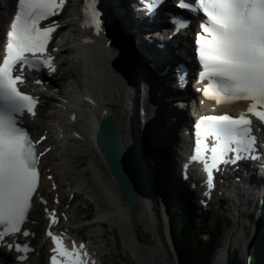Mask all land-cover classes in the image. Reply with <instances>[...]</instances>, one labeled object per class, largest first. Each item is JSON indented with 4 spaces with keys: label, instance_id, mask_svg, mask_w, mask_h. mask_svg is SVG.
<instances>
[{
    "label": "bare ground",
    "instance_id": "1",
    "mask_svg": "<svg viewBox=\"0 0 264 264\" xmlns=\"http://www.w3.org/2000/svg\"><path fill=\"white\" fill-rule=\"evenodd\" d=\"M80 1L66 0L64 10L59 16L60 22L63 21L64 25L55 33L50 46L58 56L60 67L58 71L60 75L52 79L49 85L50 89L56 92L51 96L38 90L36 92L41 95L43 104L40 106L39 119L34 123L31 122L45 131L49 138L41 144L42 150H48L41 157V167L44 169L45 177L33 199L27 221L32 234L26 238V242L36 246L37 255L33 262L44 264V255L48 245L43 238L42 227L47 224L45 215L58 209L57 204L52 203L57 190L64 194L65 202H67L70 196H81L79 191L83 189L88 197L84 195L81 199L94 198L103 205L104 212L98 210L95 216L99 218V221L107 219L110 222L115 239L122 241V247L135 261L139 264H174L175 258L170 251L169 239L164 228L166 220L163 215L161 216L163 212H159L162 211L161 203L158 205L161 207L158 211L152 205L153 201L156 204V199L150 190L153 184V179L150 177L151 169L149 172L151 167L142 155V150L138 148L139 128L135 123H141L143 118L151 121L152 161L157 170L162 167L169 169V174L165 178L163 173L161 176L168 182L166 187L170 191V197L178 198L184 204L186 197L192 196L194 200L195 195L198 201H203L204 198L198 196L197 188L189 186L178 178L177 155H181V150L178 149L174 139L178 140L180 136L177 133V123L182 118H184L183 121H188L190 117L193 118V115L213 112L211 103L207 102L203 105L198 102L194 108L190 107V114H184L173 122L171 113L174 112L172 107L174 101L170 99V96L176 97L177 91L173 85L172 71H169V75L168 73L163 75V72L170 63V59L175 58V51L172 49L175 41L170 40L169 49L161 52L155 46L160 36L148 30V24L143 22V14L135 8L136 0H111L113 7L121 8V15L131 29L129 34H132L133 38L142 45L141 51L133 55L132 73L130 74L126 69L120 71L114 65L118 59V43L112 42L107 47L109 39L105 37L97 39L92 45L82 43L76 20L82 4ZM15 2L16 0H0V37L5 23H8V14ZM111 12L113 17L117 14L114 8ZM84 34L88 36V30ZM186 35L193 37L194 33L189 31ZM117 38L118 36L115 39ZM47 80L50 79L47 78ZM133 86L131 93L130 88ZM190 86L188 91L194 95V86L192 84ZM145 87L146 90L149 89L150 98L153 99H151L152 103L148 100L146 104L138 105V110L131 109L130 103L136 107L139 103L137 95L143 94L142 89ZM151 91H153L152 95ZM137 100L138 103H136ZM182 104L176 105V110L184 109L185 105ZM242 106H245L243 102L238 105V107ZM244 109H247V104ZM225 110V108L219 109L217 112ZM68 112L73 115V123L67 116ZM235 113H238V110ZM106 115H112L121 129L123 146L127 154L126 162L132 183L139 194V209L133 218L129 216L130 208L117 189L109 167L96 145L95 134L99 129L100 119ZM136 116H139V121L135 122L134 117ZM84 154L91 156L87 166L82 165L81 160L72 161L73 156ZM142 156L144 159H141ZM236 176H220L223 181L220 186L225 187L230 193L229 197L239 219L237 222L235 219L236 225L231 229L228 240L224 239V245L216 251L214 264H227L229 248L231 249L232 244L241 242L240 236H243L246 227L245 221L242 220L244 216L249 219L248 223L250 220L257 219L254 226L256 228L260 225L261 218L264 217L263 175L248 171L241 175V180ZM234 182L237 183L236 185L241 182L245 189L235 186ZM226 199L228 197L223 196L219 200L224 203ZM251 210L256 213L255 218H251ZM76 213H66L64 216L70 228L81 221ZM87 220L89 219H82L84 222ZM137 225L146 226L152 232L154 235L152 245L140 243L136 235ZM87 226L91 227L90 232L92 233L90 241L87 242L88 248L94 255L96 264H106L108 253L103 254V250L98 251L95 245L103 242L104 233L99 231L98 227L104 226V223L95 221L87 223ZM93 237L98 241L92 242ZM239 245L244 244L241 242ZM0 255L10 260L11 264H15L9 249L2 250Z\"/></svg>",
    "mask_w": 264,
    "mask_h": 264
},
{
    "label": "snow or ice",
    "instance_id": "2",
    "mask_svg": "<svg viewBox=\"0 0 264 264\" xmlns=\"http://www.w3.org/2000/svg\"><path fill=\"white\" fill-rule=\"evenodd\" d=\"M84 2L88 21L99 31L102 21L98 0ZM160 2L142 0V10L151 15ZM65 3L66 0H17L3 43L0 57V242L8 235L23 232L27 237L30 234L22 226L37 193L40 157L48 150L37 154L36 145L45 137L34 141L18 123V118L25 113L35 116L38 103L37 98L22 91L19 85L24 83L25 67L56 71L53 57L46 53L58 25L55 21L43 25L42 22L59 15ZM175 6L203 15L194 43L203 69L200 77H207L209 81L202 89L204 95L218 104L248 101L246 112L238 116H202L197 121L192 159L202 161L211 189L213 170L220 164H236L252 158L256 138L252 135L249 114L264 125V0H178ZM173 21L177 30L187 24L181 17H173ZM35 82L41 83L40 80ZM49 221V226L56 223L54 210L49 213ZM47 235L55 245L51 264H88L87 251H81L83 244L77 249L73 242L69 250L59 236L51 231ZM6 247H14L17 252L30 250L27 244L15 242L7 243ZM17 258L25 259L23 255Z\"/></svg>",
    "mask_w": 264,
    "mask_h": 264
},
{
    "label": "rangeland",
    "instance_id": "3",
    "mask_svg": "<svg viewBox=\"0 0 264 264\" xmlns=\"http://www.w3.org/2000/svg\"><path fill=\"white\" fill-rule=\"evenodd\" d=\"M119 26H120V24H119ZM122 28L123 27H121V29H120L117 26L116 31H115V33L118 34V38L115 39V37H114L113 43L119 44L118 45V51H120V57L118 56V59L114 63V65H115V67L116 66L118 67V70L121 71V69H122V71H123L124 69H126L131 74L132 69H133L132 51H131L132 44L129 41H127V42L125 41V37L123 36ZM1 34L3 35V30L1 31ZM121 37H122V39H121ZM148 37L149 36H147V38ZM133 59H134V57H133ZM133 65H134V62H133ZM172 77H174V76L172 75ZM56 78H58V76ZM132 88H130L131 93H132ZM175 105H176V102L174 103V105L172 104V107L175 108L176 107ZM190 112H191V109L188 108L187 110H185L184 114L188 115V114H190ZM141 150L143 152L142 155L144 154V156H145L143 147L141 148ZM90 158H91V156L84 154V155H80L77 157L73 156L72 161H75V160L80 161L81 160V164L87 166ZM162 168H164L167 171V168H165V167H162ZM153 174H154V172H153V170H151L150 177L153 179V184H152V188L150 190L153 193V196L155 194V197H156V190H155L156 180H155ZM156 175L158 177L160 184H162V180L160 179L161 177H160L159 173H157ZM219 181L221 183H223L221 179H219ZM154 184H155V187H154ZM153 188H154V191H153ZM79 192L81 193V196H72V197L70 196V199H68V201L65 202V204H64L65 205L64 208L67 209V211L70 212V214H75L77 212L78 214L77 213L76 214L80 217L79 220H81V221L79 223H76V225L72 226L74 228V232H76L77 235L84 237L85 240L90 241V239L92 237V235H91L92 233L90 232L91 227L87 226V223L95 222V221L103 222L104 226L98 227V230L99 231L101 230L104 233V238L102 239L103 242L102 243L98 242L95 245H96V247H98V249H97L98 251L103 250V254L108 253V257H106V264H139L137 261H135L133 259L132 256H130L128 253H126V250L122 247V244H123L122 241L115 239V235L112 231V226L110 225V222L107 219H101L99 221V218H97V216H95V214L97 213L98 210L104 212L105 208L103 207V205H101L94 198H90V199L87 198L86 200H82L81 198H84L85 191L83 189H80ZM215 195H216L215 196V203L210 204L207 208L204 209L203 212H200V216H196V217L193 216L196 212L195 208H194V214L192 213V214L188 215V217L184 218V221L189 220V221L193 222V224L195 225V228L197 230V232H196L197 235L203 237L206 240H209L208 239V237H209L208 233L212 232V229H213V227H214V225L218 219L230 220L231 226L227 230V232L225 233L226 236L225 235H223L224 237L222 236L223 240L224 239L228 240V235L231 232V229L236 225V222L239 218L236 216L237 215L236 210H235V208H233V202H232L231 198L229 197L230 193L228 192V190L226 188L218 187V189L215 191ZM85 196L88 197L87 194ZM223 196H227L228 199H226V201L224 203H221V201L219 199ZM156 201H157V199H156ZM168 202H169V204L171 203L172 205H175V206L177 205L179 208H181L183 206L182 202L178 198H175L174 201L170 198V200ZM156 204H157V202H156ZM157 205H159V203ZM77 207H78V209L76 210ZM178 207L175 209V212H177V214L180 215V213H178ZM208 210H210V211H208ZM159 212H162V211H159ZM244 212H248V211L244 210ZM162 215H163V213L161 214V216ZM171 215H172V213H171ZM171 215L168 212H166V216L164 217L166 220V223L164 225L165 227L164 226L163 227L165 228L166 234H167L168 239H169L170 251H171L173 257L175 258L174 264H182V261H181L182 258L177 253V250L174 247V243L172 241V237L170 235L171 223H170L169 218H171ZM82 219H89V220L84 222V221H82ZM201 219H204L203 222ZM235 219H236V222H235ZM242 220L245 221V223H246V227L244 230L245 233L243 234V236H240V241L243 242V244H244V243H246V241H249L248 235L252 233L251 231H254V229H256V230L259 229L260 225H258V227L256 228L254 226L257 222L256 221L257 219L252 220V221L250 220L249 222L251 224L249 225V228L247 229V224H248L249 219L246 218V216H244ZM182 223H184V222L182 221ZM263 227H264V225H263ZM136 228H137L136 235H137L140 243H142L143 245H152V242L148 241V239H150V240L154 239V235L152 234V232H150L149 229L143 225L142 226L137 225ZM247 231L249 232V234ZM244 235H246V236L244 237ZM95 241H98V240L93 237L92 242H95ZM239 244H232L233 246L234 245L235 246L231 247V249H229V262L231 261L230 255L231 256L233 255V251H234L233 249L238 248V246H240ZM239 248L242 250V248H244V246L242 245ZM243 255H244V259L249 261L248 257L245 256V254H243ZM244 263H245V261H244ZM245 264H248V263H245Z\"/></svg>",
    "mask_w": 264,
    "mask_h": 264
},
{
    "label": "trees",
    "instance_id": "4",
    "mask_svg": "<svg viewBox=\"0 0 264 264\" xmlns=\"http://www.w3.org/2000/svg\"><path fill=\"white\" fill-rule=\"evenodd\" d=\"M169 211L170 214L172 213L170 233L177 253L182 258V264H212L217 249L223 244L222 236L230 228L231 221L218 219L212 232L208 233L209 240H206L197 235L193 222H186L182 225V216L171 208ZM248 250L251 258L249 264H264V233L252 236ZM230 258L231 261L227 264H245L239 257L238 250H235Z\"/></svg>",
    "mask_w": 264,
    "mask_h": 264
},
{
    "label": "water",
    "instance_id": "5",
    "mask_svg": "<svg viewBox=\"0 0 264 264\" xmlns=\"http://www.w3.org/2000/svg\"><path fill=\"white\" fill-rule=\"evenodd\" d=\"M120 130L116 119L112 117V115H106L100 119L99 129L95 134V141L104 161L109 167L110 173L117 185V189L130 208L129 216L133 218L138 213L140 199L138 191L132 183L129 167L126 162L127 154L123 146ZM145 143L146 162L147 164H151L152 156L148 146L149 143L148 141H145ZM141 159L143 158L141 157ZM148 241L152 242L150 239H148Z\"/></svg>",
    "mask_w": 264,
    "mask_h": 264
}]
</instances>
